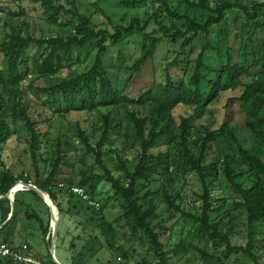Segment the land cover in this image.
<instances>
[{"label":"trees","instance_id":"16d2710c","mask_svg":"<svg viewBox=\"0 0 264 264\" xmlns=\"http://www.w3.org/2000/svg\"><path fill=\"white\" fill-rule=\"evenodd\" d=\"M8 1L14 8L7 9L9 31L0 41V142L11 134L8 116L13 123H23L28 133L26 150L34 168V179L32 181L25 173L14 174L10 168H2L0 196L19 181L33 184L47 193L56 206L57 210L50 200L47 202L56 219L57 213L72 215V204L65 208L59 193L76 197L77 202L85 203L84 209L89 213L87 221L96 232L91 233V239L97 242L101 236L103 245L124 259L121 264H127L134 252L133 248L125 249L118 243V228L124 226L146 245L147 253L155 261L153 264H168L169 253L180 257L187 247L213 264H225L237 254L252 264H262L257 249L264 246V0H218L213 6L210 0H152L157 4L153 12L146 13L143 18L133 16L126 25L116 24L111 29L97 27L90 15L77 10L74 0ZM146 1L123 0L130 6ZM23 3L37 5L45 23L59 27L57 34L36 36L24 21L12 22L25 15ZM5 9L4 1L0 0V12ZM231 10L236 11L232 17L229 16ZM134 34L140 38L139 54L125 67L126 76L118 86L104 55L111 46ZM199 34H202V45L192 58V44ZM163 39L172 43L180 41V49L171 61L160 67L159 78L153 60ZM31 45L37 51L29 56L27 49ZM93 51L88 68L51 81L59 71L70 69ZM207 53L214 54L215 65L207 62ZM29 60L37 78L48 80L47 86L26 82ZM171 66L181 69L180 78H173L169 72ZM239 88L240 93L228 97L222 105V119L216 128L197 123L211 113L210 104L222 92ZM26 91H32L40 105L55 108L52 116L64 117L71 111L105 110L100 113L98 126L90 133L78 123L74 127V136L84 153L90 155L101 170L96 173L91 166L82 171L80 188L70 180L59 182L61 164L66 160L59 136L54 157L49 158L47 174L43 176L39 170L44 132L39 128V120L31 116ZM40 96H44L43 100ZM49 99L50 104L47 103ZM179 105L191 107L192 112L179 117L178 130L174 131L173 110ZM120 108L124 109V125ZM143 110H147L146 113ZM121 131L124 137L133 138L128 150L134 162L131 168L124 149L123 152L110 149L116 157L114 170L119 172L115 175L104 159L107 154L104 148L112 144L114 135H120ZM217 139L226 141L232 153L222 154L217 148ZM212 144L217 152L210 158ZM233 165L246 167L245 172L251 177L250 185L245 186L237 180L244 173L242 170L236 172ZM173 173L175 177L193 173L197 178L201 192L196 194L200 205L194 212L182 208L184 199L175 190ZM219 176L237 196L230 210H223L224 197L213 198L210 193L213 181ZM95 181L109 184L111 197L121 208L114 221L105 217L104 206L97 205L95 198L88 194L95 190ZM155 181L158 185L153 190L151 185ZM85 186L91 190H82ZM24 189L42 200L33 190ZM19 191L13 196L12 210L9 199L0 198V223L10 213L0 226V232L16 218L14 205L21 201L17 198ZM154 197L164 203L169 218L175 212L194 225L186 233L190 237L188 241L181 237L170 250H165L161 236L167 232V227L159 220ZM236 210L245 215V245L234 244L231 240L235 234L232 211ZM23 215L39 221L43 238L50 244L51 219L49 226L37 212L25 209ZM150 263L144 256L134 264ZM0 264L13 263L0 259Z\"/></svg>","mask_w":264,"mask_h":264},{"label":"rangeland","instance_id":"374dc122","mask_svg":"<svg viewBox=\"0 0 264 264\" xmlns=\"http://www.w3.org/2000/svg\"><path fill=\"white\" fill-rule=\"evenodd\" d=\"M5 11L0 12V41L5 37L7 31H9V26L7 25V9L14 8L13 5L8 0H3ZM213 6L218 0H210ZM243 2H250L251 0H241ZM77 10L86 15H90L93 22L97 27H107L111 29L116 24L126 25L129 19L133 16L143 18L146 13H151L156 8L157 4L153 3L152 0H147L144 4H138L136 6H130L123 2V0H74ZM25 8V15L16 17L12 22L17 23L18 21H24L27 24L30 32H33L36 36L40 35H54L57 34L59 27L56 25H48L39 16L40 10L37 5H32L28 3H23ZM235 10L229 11V16H233ZM6 21V23H5ZM151 28H153L151 26ZM139 36L134 34L128 36L119 43L111 46L107 53L104 55L105 63L109 66L110 71L113 76L116 77V83L118 86L124 81L126 76L125 67L132 63V61L139 54ZM180 41L172 43L168 39H163L159 44L158 49L155 53L153 63L155 64L156 76L160 78L161 69L160 67L168 61H171L176 53L179 51ZM202 45V34L194 40L192 44V55L193 58L200 50ZM37 51V48L31 45L27 49V54L31 56ZM187 53V50L185 54ZM94 51L85 60L83 57L80 58L81 62H76L69 69L64 68L59 71L56 75L51 77V81H58L63 78L69 77L72 72H81L88 68L93 60ZM207 62L215 65L216 60L213 53H207ZM28 66L30 67L29 75H27L26 82H34L38 86H47L48 80L43 78H37L35 74V68L31 65L30 60L28 61ZM169 72L172 74L174 79H178L182 76V71L178 67L171 66ZM145 78L148 74L144 75ZM186 78V76H185ZM246 80V79H245ZM241 88L238 90H227L222 92L219 97L210 104L209 108L211 113L203 116L197 123L207 124L211 128H216L217 124L222 119V105L225 100L230 96L238 95ZM25 99L29 102V110L31 116L39 120V128L41 132H44V136L41 137L42 144L39 150V156H41L38 162L39 170L42 175L45 176L49 170V158L54 157V146L57 143V137H60L61 150L65 156V161L61 164V171L59 173V182L70 180L74 186L79 187L78 183L82 181V171L86 170L88 167H93L94 172L100 173L101 170L94 164L93 158L90 155H86L83 151L82 145L79 143L78 139L74 136V127L78 123L86 132L90 133L91 130L96 128L99 124L100 113H105V110L100 112H86V111H71L60 117L57 114H51L55 108L44 107L40 105V100L35 96L32 91H26ZM43 100L44 96H40ZM51 99L47 101L50 104ZM141 111L140 108H138ZM147 110H143L146 113ZM11 112V111H10ZM9 112V113H10ZM192 108L188 106H176L173 110V116L175 120L174 131H177V125L179 123V117L190 114ZM120 117L122 118L123 125L125 124L124 109L119 110ZM40 114V115H39ZM45 118V119H44ZM11 134L8 139L0 142V170L2 168H10L11 172L14 174L25 173L30 176L31 180L34 179V168L31 164L30 156L27 152L26 138L28 133L21 121L17 123L11 122V117H7ZM44 120V121H43ZM96 138V135H95ZM133 138H127L121 134L114 135V142L112 144L105 145L106 155L104 157L109 168L113 170L115 175H118V171L114 170L113 164H115L116 157L115 152H110L109 150L119 149L120 152L128 153L129 166L132 168L134 160L133 154L128 150V146L131 144ZM219 144L217 148L221 149L222 154L232 153L229 144L224 140L217 139ZM163 148V147H162ZM211 156L213 158L216 155V150L212 144L210 149ZM47 158V162L43 160ZM236 172L240 170L243 171V175L237 177V180L242 182L245 186L250 185L251 177L246 171L245 166L237 167L234 166ZM173 176L175 177L174 173ZM175 190L179 191L180 195L183 196L182 208L186 211L194 212L195 209L200 205V200L197 198L198 192L200 190V184L193 173H188L187 175H178L175 177ZM158 181H155L151 187L153 190L157 188ZM21 184H17L16 188L19 189ZM23 188L19 189L17 193V198L21 201H16L15 208V220L10 223L9 226L4 227L2 234L6 232H16L17 236L13 238V241L18 245L23 241H29L33 245L35 251L44 253L46 257H49L51 250H54V254L61 263L74 261L77 264H121L124 261L120 255L108 250L103 245L102 237L99 236L97 242L91 239V233L93 225L87 221L89 213L84 209L85 203L77 202L76 197L69 198L64 192L59 193V198L62 205L67 208L71 206V213H57V237L54 245H52L53 237L51 236L50 244L44 240L39 226V221L36 218H28L23 215L25 209L29 212H37L44 223L50 221L49 210H47L46 203L42 200L37 199V197L30 191ZM78 189V188H77ZM82 190L91 189L87 186L81 188ZM80 190V189H79ZM211 196L213 198L224 197L226 200V206L223 210L232 208V200L237 198L236 194L231 191V188L227 185L225 179L219 176L211 185ZM35 194H37L35 192ZM91 194L95 198V202L99 206H104V215L108 220L114 221L121 213V208L118 202L111 197L112 191L109 188V184L104 181H95V190ZM38 195V194H37ZM39 196V195H38ZM110 197V198H109ZM47 202L49 199L45 196ZM69 200V202H68ZM154 200L157 204L156 212L159 213V220H162V224L167 227V232L161 236V241L164 244L165 250H170L173 244L177 243L181 237L189 240L187 232L194 227L188 219H184L177 213H173L172 217L169 218V214L164 209V203L159 199ZM53 207L57 210L56 206L52 202ZM10 208L12 210L13 205L10 202ZM49 209V208H48ZM78 210V212H76ZM58 212V211H57ZM78 213V214H77ZM235 218V234H233L231 240L234 244L245 245L247 241V229L245 223V215L243 211L236 210L232 211ZM9 216L7 215V218ZM6 220V218H5ZM54 225V219L51 220ZM121 224H123L121 222ZM2 225V224H0ZM118 243L123 245L125 249L133 248V255L129 258L127 264H134L138 258L146 256L147 260H150V264L155 261L151 259L150 254L146 251V245H143L139 239H136L129 229L124 227H119ZM52 231V228H51ZM30 232V233H29ZM96 233V232H95ZM187 236V237H186ZM0 239H2L0 235ZM195 243L198 245L197 241ZM264 244V243H263ZM260 245V244H259ZM201 246V244H199ZM82 252V253H80ZM257 254L260 255V262L264 264V246H260L257 249ZM170 258L168 259V264H213L212 261L206 262L205 259L201 257L199 252L191 247L183 252V255L173 256L169 253ZM225 264H252L251 261L244 258L241 254L232 255Z\"/></svg>","mask_w":264,"mask_h":264},{"label":"built area","instance_id":"2783aa9c","mask_svg":"<svg viewBox=\"0 0 264 264\" xmlns=\"http://www.w3.org/2000/svg\"><path fill=\"white\" fill-rule=\"evenodd\" d=\"M0 259L10 260L13 264H61L53 250L46 257L34 251L26 242L14 246L4 240H0Z\"/></svg>","mask_w":264,"mask_h":264},{"label":"water","instance_id":"95a60500","mask_svg":"<svg viewBox=\"0 0 264 264\" xmlns=\"http://www.w3.org/2000/svg\"><path fill=\"white\" fill-rule=\"evenodd\" d=\"M18 183H20L23 186H25L26 188H29V189L33 190L34 192H36L43 199V201L46 203V205L48 206L49 212H50V219L52 220V218H54L55 219V222H56L54 225L51 224V227H52V237H53L52 238L53 239L52 245H54V243L56 241V237H57V219H56V217L54 215V212H53L52 207L47 203V200L45 199V196H47L49 198V196H48L47 193H45L44 191L40 190L39 188H37L33 184L23 183L22 181H19L15 185H13L3 196H0V198H2V197L3 198H7V199H9L10 202H12L13 196H14L15 192L19 190V189L16 188V185ZM49 200H50V198H49Z\"/></svg>","mask_w":264,"mask_h":264},{"label":"crops","instance_id":"0c3cea01","mask_svg":"<svg viewBox=\"0 0 264 264\" xmlns=\"http://www.w3.org/2000/svg\"><path fill=\"white\" fill-rule=\"evenodd\" d=\"M48 207V206H47ZM10 215V213L8 214V216ZM49 215H50V213H49ZM9 218V217H8ZM7 218V216H6V220L8 219ZM6 220H4V221H2L0 224H3ZM53 222L51 221V224H52ZM1 226V225H0ZM49 226H50V221H49ZM3 230V229H2ZM2 230H1V232H0V235H1V237H2V239H0V240H4L5 239V241H8V242H10V243H12V244H17V243H15L14 241H13V238H15L16 236H17V233L16 232H6L5 234H2ZM50 231H51V227H50ZM30 233V232H29ZM51 236H52V232H51ZM24 242H26V243H29L30 245H31V247H32V249L35 251V249H34V247H33V245L31 244V242H29V241H23V242H21V243H24ZM19 245V244H18ZM37 253H39V254H43V255H45L44 253H41V252H39V251H36ZM51 252H52V250H51ZM53 253H54V250H53ZM61 263V262H60ZM61 264H70V262H65V263H61Z\"/></svg>","mask_w":264,"mask_h":264},{"label":"bare ground","instance_id":"6f19581e","mask_svg":"<svg viewBox=\"0 0 264 264\" xmlns=\"http://www.w3.org/2000/svg\"><path fill=\"white\" fill-rule=\"evenodd\" d=\"M54 219V218H53ZM56 222H55V219H54V224H55Z\"/></svg>","mask_w":264,"mask_h":264}]
</instances>
